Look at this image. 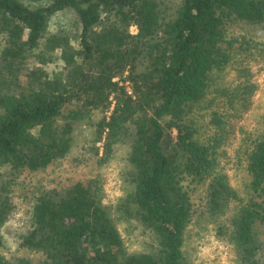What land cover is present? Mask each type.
I'll list each match as a JSON object with an SVG mask.
<instances>
[{
    "label": "trees",
    "instance_id": "1",
    "mask_svg": "<svg viewBox=\"0 0 264 264\" xmlns=\"http://www.w3.org/2000/svg\"><path fill=\"white\" fill-rule=\"evenodd\" d=\"M32 1L0 0V264H191L196 225L237 264H264V119L239 146L241 190L223 163L259 89L264 42L244 24H264V0ZM65 11L70 26L55 20ZM81 123L94 137L80 164L126 148L117 218L99 176L40 175ZM119 220L147 246L127 249Z\"/></svg>",
    "mask_w": 264,
    "mask_h": 264
},
{
    "label": "rangeland",
    "instance_id": "2",
    "mask_svg": "<svg viewBox=\"0 0 264 264\" xmlns=\"http://www.w3.org/2000/svg\"><path fill=\"white\" fill-rule=\"evenodd\" d=\"M32 1V0H27ZM48 0L41 1L42 3ZM176 1V0H170ZM36 3V1H32ZM57 21H63L68 26L73 22V13L65 11L58 14L55 17ZM247 30L257 37L259 40L264 42V24H244ZM132 32H136V27H131ZM253 80L259 84V89L254 95L252 107L243 115L242 119L238 121V125L235 128V132L231 133L228 139V156L229 158L224 160L223 163L226 165V169L229 173L232 185L241 190L240 171L237 165V156L240 143L246 133L252 132L257 133L264 119V61L252 62ZM231 75V76H230ZM236 75V70H232L229 73V77L233 78ZM258 129V130H257ZM246 132V133H245ZM94 131L89 124L81 123L77 126L74 132V142L69 157L53 165L52 170L42 171L40 175L57 179H67L74 175H84V177L97 175L103 180V187L105 191L104 203L108 205L113 217L117 218L119 215L116 211V205L120 199L126 194L130 188V184L124 175V169L126 166L125 154L126 148L123 145L117 146L112 159L104 166H99L93 163L91 160L81 162L80 164L78 157L79 155H86V159L92 158L89 152V143L94 137ZM100 145V143L98 144ZM75 159L77 161H75ZM79 161V162H78ZM77 163V166L75 165ZM81 165V166H80ZM37 177L35 178V180ZM35 182V181H34ZM25 191V189H24ZM27 212L25 206L23 211L16 215L14 222L11 223L6 231V238L8 245L11 249L14 248V235L13 228L20 227V223L26 220ZM119 230L124 238L127 249L130 251L139 250L147 246V241L143 238L141 228L135 222L118 221ZM186 254L188 261L191 264H237L236 263V249L228 241L218 237L215 231L208 228L200 227L199 225L191 226L187 235L185 244Z\"/></svg>",
    "mask_w": 264,
    "mask_h": 264
}]
</instances>
